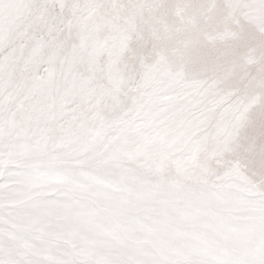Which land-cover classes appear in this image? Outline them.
<instances>
[{
  "label": "snow or ice",
  "instance_id": "6c2138e0",
  "mask_svg": "<svg viewBox=\"0 0 264 264\" xmlns=\"http://www.w3.org/2000/svg\"><path fill=\"white\" fill-rule=\"evenodd\" d=\"M0 264H264V0H0Z\"/></svg>",
  "mask_w": 264,
  "mask_h": 264
}]
</instances>
